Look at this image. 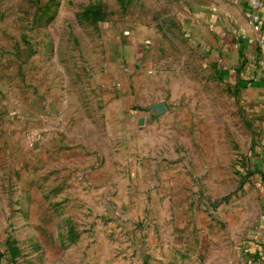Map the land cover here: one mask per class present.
I'll use <instances>...</instances> for the list:
<instances>
[{
  "label": "rangeland",
  "instance_id": "374dc122",
  "mask_svg": "<svg viewBox=\"0 0 264 264\" xmlns=\"http://www.w3.org/2000/svg\"><path fill=\"white\" fill-rule=\"evenodd\" d=\"M263 47L264 0H0V264H247Z\"/></svg>",
  "mask_w": 264,
  "mask_h": 264
},
{
  "label": "crops",
  "instance_id": "0c3cea01",
  "mask_svg": "<svg viewBox=\"0 0 264 264\" xmlns=\"http://www.w3.org/2000/svg\"><path fill=\"white\" fill-rule=\"evenodd\" d=\"M216 44L217 49L214 52L216 59H219L222 72L228 78L234 77L236 72L232 66L235 62L233 53L229 52L228 41L220 38ZM253 45L246 43V49ZM264 49V47H263ZM252 50H250L251 53ZM236 61V59H235ZM253 59L250 58L246 65H243V71H240V83H246L244 97L247 105L257 116V122L261 130L259 147L250 154V167L248 169V187L257 197L260 207V217L255 225L256 229L252 231L250 241H248L249 251L254 252L252 259L247 260V264H264V57L258 61L259 68H254ZM237 75H235L236 78ZM248 81V82H245Z\"/></svg>",
  "mask_w": 264,
  "mask_h": 264
},
{
  "label": "water",
  "instance_id": "95a60500",
  "mask_svg": "<svg viewBox=\"0 0 264 264\" xmlns=\"http://www.w3.org/2000/svg\"><path fill=\"white\" fill-rule=\"evenodd\" d=\"M152 109L155 112L160 113V112H162L165 109V107H164V105L162 103H158V104L152 105ZM139 123L142 124L143 123V119H140Z\"/></svg>",
  "mask_w": 264,
  "mask_h": 264
}]
</instances>
